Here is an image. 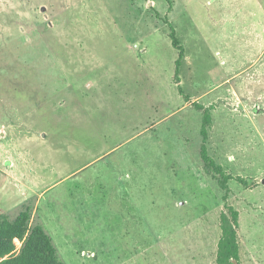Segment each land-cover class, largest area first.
Listing matches in <instances>:
<instances>
[{"label":"rangeland","instance_id":"obj_1","mask_svg":"<svg viewBox=\"0 0 264 264\" xmlns=\"http://www.w3.org/2000/svg\"><path fill=\"white\" fill-rule=\"evenodd\" d=\"M263 27L264 0H0V214L36 197L65 264H216L197 103L249 183L230 181L240 264H264Z\"/></svg>","mask_w":264,"mask_h":264},{"label":"trees","instance_id":"obj_2","mask_svg":"<svg viewBox=\"0 0 264 264\" xmlns=\"http://www.w3.org/2000/svg\"><path fill=\"white\" fill-rule=\"evenodd\" d=\"M170 38L173 48L179 51V57L175 62L174 82L178 85V91L186 102L190 98L184 94L180 86V72L182 60L185 57V48L177 37L176 31L170 25ZM194 107L203 113L200 146V158L208 174L217 181L223 192L224 210L220 216L221 237L218 242L216 264H240V212L230 205L231 193L230 181L236 180L245 187L249 183L245 178L233 177L224 167L216 162L208 149L209 131L213 125V115L210 108H205L197 103ZM35 198V199H32ZM24 203L14 219L9 215L0 214V264H65L57 249V246L41 222L33 224L36 197H32ZM21 243L17 248L16 242Z\"/></svg>","mask_w":264,"mask_h":264},{"label":"crops","instance_id":"obj_3","mask_svg":"<svg viewBox=\"0 0 264 264\" xmlns=\"http://www.w3.org/2000/svg\"><path fill=\"white\" fill-rule=\"evenodd\" d=\"M258 37L260 38V37H262L263 38V40H264V27L262 28V32L261 33H258ZM258 38V39H259ZM180 74H181V72H180ZM175 75V74H174ZM180 82H181V80H180ZM177 85V84H176ZM181 86V85H180ZM177 87H178V85H177Z\"/></svg>","mask_w":264,"mask_h":264}]
</instances>
